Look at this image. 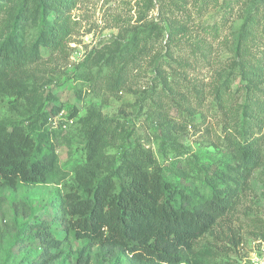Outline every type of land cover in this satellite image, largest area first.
Instances as JSON below:
<instances>
[{
	"label": "rangeland",
	"instance_id": "obj_1",
	"mask_svg": "<svg viewBox=\"0 0 264 264\" xmlns=\"http://www.w3.org/2000/svg\"><path fill=\"white\" fill-rule=\"evenodd\" d=\"M25 4L0 0V45L16 54L35 44L39 52L17 73L0 74V125L51 144L55 176L0 189V264H112L99 247L64 233L48 248L13 245L89 166L81 122L89 115L109 122L101 175L120 172L137 144L167 181L201 196L238 166V131L251 137L257 167L186 264L248 256L264 239V0H75L64 11L39 8L34 18ZM62 19L70 31L63 50L36 42L43 20Z\"/></svg>",
	"mask_w": 264,
	"mask_h": 264
},
{
	"label": "trees",
	"instance_id": "obj_2",
	"mask_svg": "<svg viewBox=\"0 0 264 264\" xmlns=\"http://www.w3.org/2000/svg\"><path fill=\"white\" fill-rule=\"evenodd\" d=\"M74 1L26 0L23 10L34 18L39 8L45 11L48 5V10L55 6L64 11ZM42 23L36 42L51 51L63 50L70 34L65 19ZM246 32L243 29L241 36ZM38 58L35 44L16 54L8 44H2L0 74L17 73ZM81 122L89 166L77 174V186L60 201H53L50 213L24 229L13 245L31 242L48 248L57 244L59 233H64V240L72 236L85 246L99 247L101 257L112 264H186L194 243L227 214L260 161L255 141L238 131L240 140L234 149L239 164L223 178V186L210 188L207 196L167 181L154 154L137 144L121 157L120 172L101 175L99 157L108 146L109 122H93L91 115ZM54 176L51 144L35 142L20 125L10 129L0 125V189L49 184Z\"/></svg>",
	"mask_w": 264,
	"mask_h": 264
},
{
	"label": "built area",
	"instance_id": "obj_3",
	"mask_svg": "<svg viewBox=\"0 0 264 264\" xmlns=\"http://www.w3.org/2000/svg\"><path fill=\"white\" fill-rule=\"evenodd\" d=\"M234 264H264V239L257 241L253 251Z\"/></svg>",
	"mask_w": 264,
	"mask_h": 264
}]
</instances>
